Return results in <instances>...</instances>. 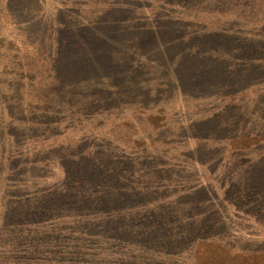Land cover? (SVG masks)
<instances>
[{"label":"rangeland","instance_id":"374dc122","mask_svg":"<svg viewBox=\"0 0 264 264\" xmlns=\"http://www.w3.org/2000/svg\"><path fill=\"white\" fill-rule=\"evenodd\" d=\"M0 264H264V0H0Z\"/></svg>","mask_w":264,"mask_h":264}]
</instances>
